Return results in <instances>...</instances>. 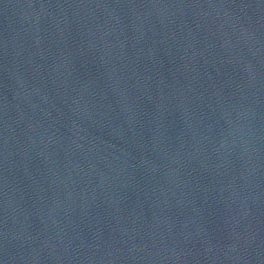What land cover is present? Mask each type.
Returning <instances> with one entry per match:
<instances>
[{
	"label": "water",
	"instance_id": "1",
	"mask_svg": "<svg viewBox=\"0 0 264 264\" xmlns=\"http://www.w3.org/2000/svg\"><path fill=\"white\" fill-rule=\"evenodd\" d=\"M206 0H0V191L106 109Z\"/></svg>",
	"mask_w": 264,
	"mask_h": 264
}]
</instances>
